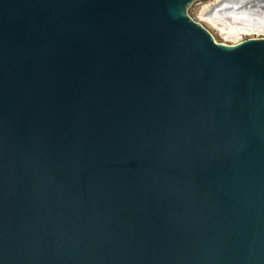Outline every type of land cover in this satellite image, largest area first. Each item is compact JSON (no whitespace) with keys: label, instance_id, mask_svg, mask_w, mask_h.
Listing matches in <instances>:
<instances>
[{"label":"water","instance_id":"1","mask_svg":"<svg viewBox=\"0 0 264 264\" xmlns=\"http://www.w3.org/2000/svg\"><path fill=\"white\" fill-rule=\"evenodd\" d=\"M203 1L0 0V264H264V37Z\"/></svg>","mask_w":264,"mask_h":264},{"label":"bare ground","instance_id":"2","mask_svg":"<svg viewBox=\"0 0 264 264\" xmlns=\"http://www.w3.org/2000/svg\"><path fill=\"white\" fill-rule=\"evenodd\" d=\"M210 7L202 8L199 17L201 19L203 17V20L205 18L213 25L220 24L217 28L224 37H238L240 33L264 31V12L257 13L248 9L236 12L233 9H227L217 12L214 9L210 10Z\"/></svg>","mask_w":264,"mask_h":264},{"label":"rangeland","instance_id":"3","mask_svg":"<svg viewBox=\"0 0 264 264\" xmlns=\"http://www.w3.org/2000/svg\"><path fill=\"white\" fill-rule=\"evenodd\" d=\"M219 0H205L197 5L194 6V12H188V16L193 19L194 21L200 23L213 37L214 41L217 43H222V44H234L238 41L247 39V38H257V37H264V31H258V32H251V33H240L238 37H224L222 36V33H219V30L217 26L220 27V24L213 25L210 23L208 20H206L203 17L201 19L200 16V11L202 8L205 7H210L214 3H216ZM204 6V7H203ZM212 25V26H211ZM214 26V28H213ZM216 27V28H215ZM218 30V31H217ZM235 38V39H234Z\"/></svg>","mask_w":264,"mask_h":264}]
</instances>
